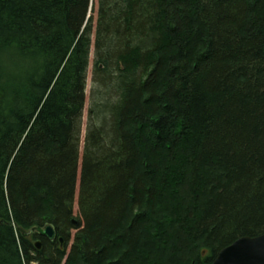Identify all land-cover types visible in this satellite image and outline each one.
Listing matches in <instances>:
<instances>
[{
    "label": "trees",
    "instance_id": "16d2710c",
    "mask_svg": "<svg viewBox=\"0 0 264 264\" xmlns=\"http://www.w3.org/2000/svg\"><path fill=\"white\" fill-rule=\"evenodd\" d=\"M96 1L0 0V264H208L264 233V0Z\"/></svg>",
    "mask_w": 264,
    "mask_h": 264
},
{
    "label": "water",
    "instance_id": "95a60500",
    "mask_svg": "<svg viewBox=\"0 0 264 264\" xmlns=\"http://www.w3.org/2000/svg\"><path fill=\"white\" fill-rule=\"evenodd\" d=\"M40 230L48 239H53L55 229L47 226L33 228ZM62 241V239H61ZM41 247V242L37 244ZM208 264H264V233L258 236H242L233 243L222 248L211 263Z\"/></svg>",
    "mask_w": 264,
    "mask_h": 264
},
{
    "label": "rangeland",
    "instance_id": "374dc122",
    "mask_svg": "<svg viewBox=\"0 0 264 264\" xmlns=\"http://www.w3.org/2000/svg\"><path fill=\"white\" fill-rule=\"evenodd\" d=\"M97 1L96 0H94V9L95 10H97ZM94 18H95V16H94ZM94 57H95V53H94V50L92 51V54H91V56H90V65H89V76H88V82H87V94H86V104H85V110H84V113H85V115H84V120H83V128H82V135H81V142H82V145H83V143H84V135H85V133H86V131L85 130H83L84 129V123H85V121L87 120V112H88V106H89V104H90V100H89V95H90V90H91V92L92 91H94V90H98V89H100V85L96 82L95 83V81H96V77H94V78H92V76H91V73H92V68H93V61H94ZM95 80V81H94ZM75 215H77V213H78V210H77V208H75ZM76 231V230H75Z\"/></svg>",
    "mask_w": 264,
    "mask_h": 264
},
{
    "label": "bare ground",
    "instance_id": "6f19581e",
    "mask_svg": "<svg viewBox=\"0 0 264 264\" xmlns=\"http://www.w3.org/2000/svg\"><path fill=\"white\" fill-rule=\"evenodd\" d=\"M47 226H50V225H46L45 227H40V228H41V229H45ZM35 231H36L37 233H39L41 236L46 237V235L42 234L40 230L37 229V230H35ZM55 236H56V232H55V234H54V236H53V239L55 238ZM46 238H47V237H46ZM53 239H49V240H53ZM61 239H62V241H61ZM60 241L63 242V238H60ZM40 242H41L40 240L35 242V246H36L37 248H38L37 244L40 243ZM40 248H41V247H40ZM38 249H39V248H38Z\"/></svg>",
    "mask_w": 264,
    "mask_h": 264
}]
</instances>
